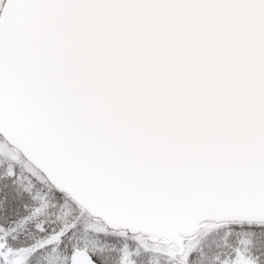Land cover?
<instances>
[{
	"label": "snow or ice",
	"instance_id": "obj_1",
	"mask_svg": "<svg viewBox=\"0 0 264 264\" xmlns=\"http://www.w3.org/2000/svg\"><path fill=\"white\" fill-rule=\"evenodd\" d=\"M0 264H264V0H0Z\"/></svg>",
	"mask_w": 264,
	"mask_h": 264
}]
</instances>
